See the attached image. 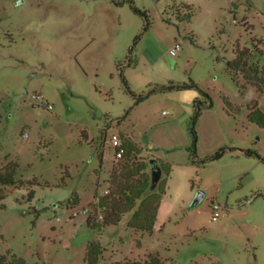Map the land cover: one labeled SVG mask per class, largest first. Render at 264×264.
I'll use <instances>...</instances> for the list:
<instances>
[{
  "label": "rangeland",
  "instance_id": "374dc122",
  "mask_svg": "<svg viewBox=\"0 0 264 264\" xmlns=\"http://www.w3.org/2000/svg\"><path fill=\"white\" fill-rule=\"evenodd\" d=\"M241 51L264 64V0H0V168L19 163L0 264H86L95 241L99 264H264V127L248 118L264 92L229 71ZM114 135L169 170L153 232L132 213L88 225L123 162Z\"/></svg>",
  "mask_w": 264,
  "mask_h": 264
},
{
  "label": "trees",
  "instance_id": "16d2710c",
  "mask_svg": "<svg viewBox=\"0 0 264 264\" xmlns=\"http://www.w3.org/2000/svg\"><path fill=\"white\" fill-rule=\"evenodd\" d=\"M131 1V0H127ZM121 3V2H120ZM188 8V14L185 18H191L193 9ZM137 12L146 15L145 12L135 8ZM249 54L247 51H241L233 60H228L227 65L235 80H238L240 72H245L244 79L253 82L261 92H264V64L253 65L249 64ZM187 86V85H184ZM227 105L231 110L240 111V107L233 106L229 101ZM200 114V109L196 113V119ZM248 118L264 127V110L255 102L249 107ZM196 136V132L193 129ZM126 148L124 156L119 159L122 163L113 167L111 175V188L108 192L99 198L100 208L103 210V221L101 223L91 224V219L88 218V225L93 229L100 226L118 225L124 215L132 213L128 221V227L139 232H153L157 221L162 195L166 191V181L163 176L155 190H151L152 185V170L150 173L143 172L146 167L152 169L151 161L148 165L137 163L134 159L138 156L139 150L137 146L129 139L123 141ZM218 152L216 156H220ZM99 157L103 161L104 152H99ZM156 163L161 167L162 171L166 169L160 161L155 159ZM19 163L17 161H9L5 166L0 168V187L7 188L17 184V174ZM169 173V170L165 172ZM164 174V173H163ZM5 194L0 193V203L4 199ZM103 252V247L99 242H92L89 246L86 255V264H99L100 257ZM3 259H5L3 257ZM2 264H7L1 261ZM14 264V263H11ZM19 264H27L26 261H20ZM126 264H165L159 256H150L149 260L142 263L139 261L127 262Z\"/></svg>",
  "mask_w": 264,
  "mask_h": 264
},
{
  "label": "built area",
  "instance_id": "2783aa9c",
  "mask_svg": "<svg viewBox=\"0 0 264 264\" xmlns=\"http://www.w3.org/2000/svg\"><path fill=\"white\" fill-rule=\"evenodd\" d=\"M180 48H181V45L177 44L175 46V48H173L171 50V55L173 57L176 56L178 51L180 50ZM248 98L249 99L251 98V93L250 92L248 93ZM50 108H52V106H50ZM26 136H27V134H26ZM113 139L116 141V148H115L116 149V155H115V157L119 160V159H121L124 156V154L126 152V148L123 145L122 139L118 135H114ZM214 209L217 210V211L214 213L213 219L217 220L219 218V216H220V213L218 211L220 209V205H218V204L215 205ZM89 212H90V209L88 207H85V208H82L80 210L74 211L73 217L79 216L81 214H88Z\"/></svg>",
  "mask_w": 264,
  "mask_h": 264
},
{
  "label": "water",
  "instance_id": "95a60500",
  "mask_svg": "<svg viewBox=\"0 0 264 264\" xmlns=\"http://www.w3.org/2000/svg\"><path fill=\"white\" fill-rule=\"evenodd\" d=\"M152 164V185H151V190H155L163 176V171L161 167L156 163L155 159L151 160ZM205 192L204 191H199L193 206H196L200 203V201L204 198Z\"/></svg>",
  "mask_w": 264,
  "mask_h": 264
}]
</instances>
